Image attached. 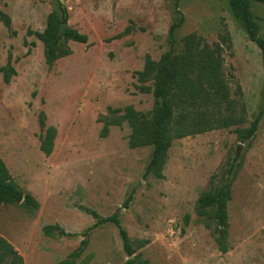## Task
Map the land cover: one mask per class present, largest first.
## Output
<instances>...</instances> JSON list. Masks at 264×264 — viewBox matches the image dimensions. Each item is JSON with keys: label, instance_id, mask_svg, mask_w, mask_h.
<instances>
[{"label": "rangeland", "instance_id": "rangeland-1", "mask_svg": "<svg viewBox=\"0 0 264 264\" xmlns=\"http://www.w3.org/2000/svg\"><path fill=\"white\" fill-rule=\"evenodd\" d=\"M58 4L66 11L67 29L87 35L88 42L68 41L72 54L48 69L32 33L43 31ZM0 10L11 19L10 28L0 22V67L10 55L16 71L7 85L0 73V158L20 189L38 202L30 212L0 204V236L24 264L67 260L87 231L76 264L86 257L87 264L126 263L117 228L89 230L95 220L80 206L101 217L116 215L133 244L147 240L135 255L149 264H264V60L228 0H0ZM250 10L264 37V6L251 2ZM177 11L184 22L175 32L176 49L191 33L210 45L229 37L224 70L246 122L173 140L164 179L143 178L151 148L130 149L126 123L109 126L105 138L99 133L115 119L111 110L133 106L151 116L155 98L137 90L134 73L146 55L157 61L169 50ZM127 27L130 32L118 37ZM40 112L57 131L48 157L39 150ZM257 117L254 136L241 143L235 129ZM232 163L237 171L227 205L229 249L221 253L214 223L198 215L196 201ZM44 226L75 236L46 237Z\"/></svg>", "mask_w": 264, "mask_h": 264}, {"label": "trees", "instance_id": "trees-1", "mask_svg": "<svg viewBox=\"0 0 264 264\" xmlns=\"http://www.w3.org/2000/svg\"><path fill=\"white\" fill-rule=\"evenodd\" d=\"M251 2L264 6V0H228V5L233 18L245 30L249 41L261 51L264 60V37L259 35V26L250 10ZM57 7L48 14L43 31L32 33L42 43L43 59L48 69H51L57 60L72 54L67 46L68 41L79 44L88 42L87 35L74 29H67L62 36L57 34L60 23L67 21L64 8L60 4ZM0 22L6 28L11 26V19L1 10ZM183 22V16L180 14L170 25L169 50L163 53L157 61L146 55L142 70L134 73L137 90L141 93H151L155 98L151 116L147 117L139 113L133 106L111 110V113L117 114L115 119L106 121L99 133L100 138H105L108 135L109 126H120L126 123L130 129L128 147L130 149L151 148L143 178L150 175L155 179H164L163 169L167 163L168 151L173 140L241 126L246 122L245 110L232 98L224 70L223 46L229 44V37L221 35L219 42L210 45L196 34L191 33L181 39V49L178 50L175 47V32ZM129 32L130 29L127 27L118 37ZM0 73L6 85L10 83L11 77L16 75V71L11 66L10 55H8L6 65L0 67ZM258 123L259 117L255 118L247 128L235 129L241 143L254 136ZM38 124L41 133L39 150L48 157L53 151L57 131L54 127L46 126V116L43 112L38 114ZM236 171V165L230 164L220 179V183L212 190L201 193L196 201L198 215L209 217L214 223L213 237L221 253H226L229 249L227 205L232 199L231 187ZM132 196V193L128 196L124 202V208H127ZM0 204L19 207L28 212L38 208V202L29 193L20 189L1 158ZM79 210L95 220L89 230L106 224H112L117 228L123 251L129 258L125 264H149L140 253L135 255V252L146 246L148 241L139 240L133 244L116 215L101 217L94 210L83 206H80ZM87 232L79 234L82 238L81 248L71 253L67 260L58 264H76V258L87 245ZM42 234L50 238L75 236L56 226H44ZM88 262L89 258L86 257L78 264ZM0 264H24L19 253L1 236Z\"/></svg>", "mask_w": 264, "mask_h": 264}, {"label": "water", "instance_id": "water-1", "mask_svg": "<svg viewBox=\"0 0 264 264\" xmlns=\"http://www.w3.org/2000/svg\"><path fill=\"white\" fill-rule=\"evenodd\" d=\"M66 30H67V22H62V23H60V25H59V28H58L57 34H58L59 36H62V35L65 33ZM159 101H160V99H159Z\"/></svg>", "mask_w": 264, "mask_h": 264}]
</instances>
